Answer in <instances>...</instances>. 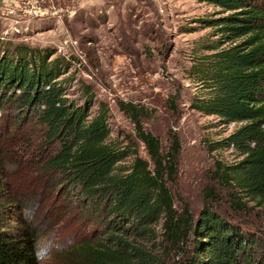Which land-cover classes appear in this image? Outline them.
I'll return each instance as SVG.
<instances>
[{"label":"trees","instance_id":"obj_1","mask_svg":"<svg viewBox=\"0 0 264 264\" xmlns=\"http://www.w3.org/2000/svg\"><path fill=\"white\" fill-rule=\"evenodd\" d=\"M200 1L229 12L209 21L229 45L212 47L213 91L193 106L223 124H238L226 142L241 155L228 165L217 160L214 177L233 213L264 215V0ZM61 65L25 47L15 56L0 54V177L7 180L0 188V264H39L38 242L55 226L61 264H163L145 246L160 222L164 238L183 249L175 264H264L261 224L237 223L214 210L212 187L196 222L187 209L177 213L167 185L176 172L177 138L163 154L140 113L120 102L150 159L134 151L124 165L129 150L112 141L106 113L89 118L90 98L77 106L65 97ZM39 204L45 211L34 223L24 211H39ZM74 211L80 231L68 221Z\"/></svg>","mask_w":264,"mask_h":264},{"label":"rangeland","instance_id":"obj_2","mask_svg":"<svg viewBox=\"0 0 264 264\" xmlns=\"http://www.w3.org/2000/svg\"><path fill=\"white\" fill-rule=\"evenodd\" d=\"M228 13L200 0H25L23 5L0 0V54L15 56L16 48L25 47L44 52L48 62H61L58 82L65 97L77 106L90 98L89 118L106 113L112 141L129 150L126 166L134 151L150 159L120 102L132 104L140 113L144 129L158 137L163 154L177 138L176 172L167 185L179 215L187 209L196 222L204 208L205 189L212 187L218 198L210 200L214 210L237 223L261 224L264 231V215L233 213L227 190L214 177L217 160L228 165L241 159L226 142L238 124H223L193 106L213 91L212 47L223 41L219 26L209 21L218 23ZM3 181L7 182L0 177L5 190ZM39 208H27L24 216L39 221L45 206ZM72 215L68 221L80 231L78 211ZM14 225L16 221H11L10 227ZM56 229L38 242L39 264H61L62 239ZM188 239L183 247L190 249L193 231ZM145 246L163 264H175L183 256L179 244L164 238L162 222Z\"/></svg>","mask_w":264,"mask_h":264},{"label":"crops","instance_id":"obj_3","mask_svg":"<svg viewBox=\"0 0 264 264\" xmlns=\"http://www.w3.org/2000/svg\"><path fill=\"white\" fill-rule=\"evenodd\" d=\"M2 1H8V2H11V3H15V4L19 3V5H23L24 2H25V0H2ZM27 3H29V2L27 1Z\"/></svg>","mask_w":264,"mask_h":264},{"label":"clouds","instance_id":"obj_4","mask_svg":"<svg viewBox=\"0 0 264 264\" xmlns=\"http://www.w3.org/2000/svg\"><path fill=\"white\" fill-rule=\"evenodd\" d=\"M36 257H37V260L42 259V257L40 256V253L39 252L36 253Z\"/></svg>","mask_w":264,"mask_h":264}]
</instances>
